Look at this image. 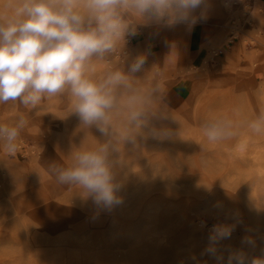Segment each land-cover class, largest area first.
Segmentation results:
<instances>
[{
  "label": "rangeland",
  "instance_id": "1",
  "mask_svg": "<svg viewBox=\"0 0 264 264\" xmlns=\"http://www.w3.org/2000/svg\"><path fill=\"white\" fill-rule=\"evenodd\" d=\"M216 1L215 9L206 4V18L194 25L139 26L137 35L125 38L129 55L121 58L129 61H118L111 70L127 73L144 37L158 39L163 49L173 41L179 43L182 60L193 27L211 24L223 33L219 43L216 39L209 47L203 66L205 83L198 86L188 80L189 94L176 106L165 102L162 94V102L173 114L182 113L193 100L194 110H188L183 120L186 126L170 128L173 135L166 139L155 138L148 128H142L137 146H123L136 153L141 148L142 153L136 157L119 154L123 164L115 172L121 203L111 208L97 205L78 187L60 185L51 175L31 178L21 187L18 177L3 174L5 165L0 160V264H218L215 256L206 252L216 226L232 229L230 237L216 245L224 264L230 252L242 251L249 259L264 257V135H252L243 127L264 108L260 95L264 83V0H241L236 5ZM233 29L237 37L232 40L229 34L235 36ZM163 30L170 34L166 42L160 35ZM143 56L145 63L151 62ZM94 61L96 76L108 71ZM149 71L142 67L132 78L143 87L165 83L161 75ZM218 80L221 86L211 88ZM20 115L29 121L28 126L21 133L16 153L4 152L8 159L22 164L40 159L54 137L62 140L58 150L65 159L59 165L74 149L91 148L106 140L94 126L80 122L71 111L67 94L46 101L37 110L18 102L0 104V123H12ZM209 115L231 117L241 126L240 135L208 143L201 125ZM167 124L153 117L149 127L167 128ZM55 128L62 134L55 135ZM256 154L259 159L252 158ZM154 155L158 158L153 159ZM54 206H62L63 213H56ZM187 219L197 224V235L190 233Z\"/></svg>",
  "mask_w": 264,
  "mask_h": 264
},
{
  "label": "clouds",
  "instance_id": "2",
  "mask_svg": "<svg viewBox=\"0 0 264 264\" xmlns=\"http://www.w3.org/2000/svg\"><path fill=\"white\" fill-rule=\"evenodd\" d=\"M207 0H0V104L19 103L37 110L46 101L67 94L71 111L86 127L106 137L94 147L72 151L63 165L49 173L60 185L78 187L94 203L106 208L121 203V185L115 169L124 145H135L142 128L166 139L170 129L149 127L151 118H167L159 82L139 86L132 76L141 71L143 56L136 57L127 73L109 69L96 76L95 60L115 53L126 37L150 24L194 25L206 18ZM200 15L197 16V11ZM29 121L20 115L0 123V144L14 155ZM240 125L225 115H209L201 132L210 144L240 135ZM252 135H264V108L243 123ZM231 226H216L206 252L218 264L217 243L231 235ZM251 242V241H249ZM226 264H264V257L249 259L242 251L230 252Z\"/></svg>",
  "mask_w": 264,
  "mask_h": 264
},
{
  "label": "bare ground",
  "instance_id": "3",
  "mask_svg": "<svg viewBox=\"0 0 264 264\" xmlns=\"http://www.w3.org/2000/svg\"><path fill=\"white\" fill-rule=\"evenodd\" d=\"M207 4L210 6V9H215V7H216L215 5H217V1L216 0H209V2ZM232 28H234V27H232ZM233 31L235 32V36H234L233 32H231L229 34V36L232 38V40L237 37L236 29H233ZM160 35H161V38L163 39L164 42L168 41L170 38V34L167 30H163L162 32H160ZM222 35H223V33L221 34V32H220L216 36L214 41H216V39H217V42L219 43V41L223 37ZM126 39L129 40L130 38L126 37ZM128 43L129 42H125L122 45H120L118 50L115 53L106 54L102 60H97L98 67L99 68L104 67V68H106V70H109V69H113L115 63L118 61H122L124 63H127L129 61V59H126L127 61L123 60V58H121V56L123 54L129 55V44ZM213 43L214 42H212L206 48V51L193 64L187 65V64L181 63L180 44L173 41L168 45V47L166 49L169 51L164 53L165 58L163 59V64L159 63L157 61H151L149 63H147V62L144 63V65L142 67L145 70H150L149 71L150 74L155 72V73H157L163 77L165 83H163V82L160 83L161 90L165 89L166 87L168 88V87L176 84V82L179 79H180V81H183V83H185V84H187L186 82L188 80H194V81L198 82V86H200L201 84L205 83V77L203 74V66L207 60V57H208V54L210 51L209 47ZM138 50H139L138 53H136L132 56L131 61H133L138 56L144 55L143 51L141 50V48L139 46H138ZM233 52L235 53L236 51L233 50ZM184 54H185V52H184ZM233 54L231 56H233ZM234 56L238 58L237 54H234ZM247 59L250 60L251 58L247 57ZM221 84H222V82L220 80H218L214 84H212L211 88H213V89L217 88V87L221 86ZM206 85H210V84L206 83ZM260 87H261L260 95L262 97H264V83L261 84ZM164 105H166V104H164ZM192 108L194 110L193 100H190L188 102L185 110L182 113L173 114L174 110L169 108L166 105V112H167L168 116H167V118H165L163 120L164 121L166 120V122H168V124H167V128L166 127H164V128H166V129H170L173 127L183 128L184 126H186L184 124L183 120L185 119V116H187L188 110H192ZM253 110H256V107H254ZM48 127H51V126H48ZM55 127L58 128L59 126L56 125ZM162 127H159V128L163 129ZM41 134H43V131H41ZM44 134L47 135L48 132L44 131ZM56 134L61 135L62 133L61 132L59 133V130L55 128V135ZM59 139H60L59 137H58V139L57 138L55 139V137H54V139L52 141L47 142L48 146H47V150L44 153V155L40 159L38 158L28 165L22 164L21 162H19L16 159H8V157L6 156V154L4 152V149L2 147H0V160L3 161L4 165H5V168L3 170V174L18 177L20 179L19 185L21 187H25V185L28 184V182H30L31 180L33 181L36 178L40 179V178H43L45 176L50 175L49 173L54 172L55 167L58 166L59 163L65 159L64 155L61 154L60 151L58 150L59 149L58 145H60L59 143H62V140H59ZM137 144H138V141H136V146H137ZM126 149H127L126 147L121 148V151H122L121 156L128 157L130 154V155H133L134 157H136L137 155H140L142 153L141 148H137L139 153H136L133 151L131 152L130 150H126ZM152 158L155 159V158H158V156L154 155ZM252 158L253 159H259V156L256 154V155L252 156ZM164 159H166V158H164ZM36 188H34L33 190H35ZM26 195H29V192H27ZM53 208H54V210L56 209V213H59V214L63 213V211L61 210V208L63 209L62 206H60V208L54 206ZM42 214H43L42 212L38 213V215H40V216H42ZM47 214H48V212H47ZM64 214H67V213L64 212ZM40 216H39V219L42 221H45V219L40 217ZM47 219L51 220L50 217H48V216H47ZM187 222H188L187 227L190 229V233L192 235H197V227H198L197 224H195L193 221L188 220V219H187ZM48 224L52 225L51 223H48ZM118 254H120V257L123 255L121 251H119Z\"/></svg>",
  "mask_w": 264,
  "mask_h": 264
},
{
  "label": "crops",
  "instance_id": "4",
  "mask_svg": "<svg viewBox=\"0 0 264 264\" xmlns=\"http://www.w3.org/2000/svg\"><path fill=\"white\" fill-rule=\"evenodd\" d=\"M219 31L220 29L217 26L211 24H200L199 26L193 27L187 40L184 49L185 54L181 63L187 65L193 64L215 40ZM138 46L150 61H157L162 64L163 59L165 58L164 53L169 51L166 50L167 48L163 49L159 40L155 38L144 37L140 40ZM162 94L165 96V102L176 106L186 100L187 95L189 94V86L178 80L176 84L167 88Z\"/></svg>",
  "mask_w": 264,
  "mask_h": 264
},
{
  "label": "built area",
  "instance_id": "5",
  "mask_svg": "<svg viewBox=\"0 0 264 264\" xmlns=\"http://www.w3.org/2000/svg\"><path fill=\"white\" fill-rule=\"evenodd\" d=\"M225 1H227V2H229V3H232L233 5H236V4H238L241 0H225Z\"/></svg>",
  "mask_w": 264,
  "mask_h": 264
}]
</instances>
